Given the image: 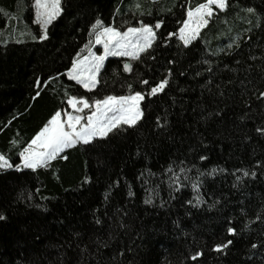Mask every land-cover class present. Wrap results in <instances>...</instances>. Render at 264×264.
Listing matches in <instances>:
<instances>
[{
    "label": "trees",
    "instance_id": "trees-1",
    "mask_svg": "<svg viewBox=\"0 0 264 264\" xmlns=\"http://www.w3.org/2000/svg\"><path fill=\"white\" fill-rule=\"evenodd\" d=\"M202 3L61 0L41 40L33 0H0V153L13 165L72 96L144 95L135 125L0 169V264H264V0L212 5L186 45L179 29ZM97 19L156 35L137 57H107L86 89L67 72Z\"/></svg>",
    "mask_w": 264,
    "mask_h": 264
},
{
    "label": "snow or ice",
    "instance_id": "snow-or-ice-1",
    "mask_svg": "<svg viewBox=\"0 0 264 264\" xmlns=\"http://www.w3.org/2000/svg\"><path fill=\"white\" fill-rule=\"evenodd\" d=\"M212 5L223 9L226 7V0H206V3L199 4L195 9L189 8L187 13L189 19L183 21V26L179 29L180 39L184 44L187 45L190 40L194 39L199 34L200 28L207 24L208 21L205 17L213 15L214 9ZM33 6L36 9L37 22L40 24L41 29L45 30L39 36V39L43 40L47 36V25L51 24L62 11L61 0H34ZM248 11L253 12L254 9L249 8ZM162 23L163 21H157L154 27L158 29ZM193 23L194 27L192 26ZM92 28L99 29L95 32V42L97 44H104L105 54L98 57L92 54L91 57L74 58L72 66L68 70L71 79L76 80L88 89L96 86L98 82L96 76L106 55H130L137 57L140 52H144L152 46V41L156 35L153 26L147 24H143L139 28L130 27L126 32L121 33L114 27L104 26L103 22L97 19ZM169 35L175 34L170 33ZM129 48L132 50L128 51ZM124 67L126 71H131L130 65L125 64ZM39 83L40 81H37L38 86ZM142 83L147 84L148 81L145 80ZM167 83V79L161 80L151 88L149 94L154 95L162 91ZM36 95L39 96L40 93L37 92ZM260 95L264 96V92H261ZM142 99H144V95L141 92H134L130 96H108L103 101L97 100L94 102L96 105L95 111L87 117V122L84 123H82L83 118L80 115L72 114H68L67 121L62 122L58 119L61 115L58 111L49 123L30 141L29 145L21 151V164L13 165L5 155L0 153V169L20 168L21 165L33 169L40 165L47 166L49 161L55 159L66 148H70L80 142L87 144L97 136H107L109 132L121 124L135 125L142 116L139 106V101ZM77 101L78 98L72 96L68 103L74 109L80 111L77 108ZM79 103L85 109L90 107L89 101L83 97L79 98ZM257 131L264 134V128L257 129ZM201 159L204 158L201 157ZM181 171H184V169H181ZM251 174L255 175L254 172ZM244 175L247 176L249 173L244 172ZM197 201H199V197H197ZM0 219H3V217H0ZM228 232L233 233L235 229L229 228ZM231 243L232 241L227 242V244ZM227 244H218L216 245V249L225 248ZM200 255V252L195 253L192 259Z\"/></svg>",
    "mask_w": 264,
    "mask_h": 264
},
{
    "label": "rangeland",
    "instance_id": "rangeland-1",
    "mask_svg": "<svg viewBox=\"0 0 264 264\" xmlns=\"http://www.w3.org/2000/svg\"><path fill=\"white\" fill-rule=\"evenodd\" d=\"M33 5H34V0H33ZM33 8H34V10H33V16H32V22L34 23V24H37L38 25V27H39V30L41 31V35L44 33V29H41V27H40V24L37 22V16H36V9H35V7L33 6ZM206 19H207V16L205 17ZM187 19H189L188 18V14H187V17H186V20ZM142 26V24L140 25L139 24V27H141ZM183 26V25H182ZM192 26L194 27L195 25H194V23L192 24ZM139 27H135V28H139ZM127 30H125L124 32H126ZM121 33H123V32H121ZM130 39H131V37H130ZM134 42V41H133ZM91 45H92V47H91ZM91 45H89L88 46V48H87V52H86V54L85 55H83L82 57H80L79 59H82L83 57H91V55L92 54H95V56H102V55H104L105 54V48H104V44L103 43H100V44H97L96 42H95V38H94V40L92 41V44ZM89 49H90V51H89ZM132 49L131 48H129L128 49V51H131ZM109 56H124V57H127V58H133V56H130V55H114V54H108V55H106L105 56V58H104V60L107 58V57H109ZM104 60H103V63H104ZM103 63H102V66H103ZM102 66L100 67V69L102 68ZM100 69H99V71H100ZM67 76L70 78V76H69V74H68V72H67ZM98 76H99V72L97 73V76H96V79H97V81H98ZM82 85V84H81ZM83 86V85H82ZM84 87V86H83ZM85 88V87H84ZM86 89H88V88H86ZM104 100V99H103ZM103 100H100V101H103ZM69 101V100H68ZM140 102H141V100L139 101V106H140ZM68 106H69V110H66V111H64V112H60L61 113V115H60V117L58 118L60 121H62V122H66L67 121V119H68V114H72V115H80L83 119H82V123H84V122H87V117L93 112V111H95V109H96V105H95V103L93 102L92 104H90V107L89 108H91V111L89 112V111H86L85 112V110H88V108H83L82 107V105L79 103V99H78V101H77V108L78 109H80V111H77V109H74L69 103H68ZM51 120V119H50ZM49 120V121H50ZM49 123V122H48ZM47 123V124H48ZM97 137H99V136H97ZM94 138H96V137H94ZM22 159V158H21Z\"/></svg>",
    "mask_w": 264,
    "mask_h": 264
},
{
    "label": "water",
    "instance_id": "water-1",
    "mask_svg": "<svg viewBox=\"0 0 264 264\" xmlns=\"http://www.w3.org/2000/svg\"><path fill=\"white\" fill-rule=\"evenodd\" d=\"M125 64H128V65H130V63L129 62H126ZM125 64H124V66H125ZM124 69H125V67H124ZM126 71V70H125ZM127 72V71H126Z\"/></svg>",
    "mask_w": 264,
    "mask_h": 264
}]
</instances>
